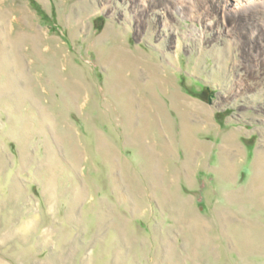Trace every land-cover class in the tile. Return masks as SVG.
I'll return each mask as SVG.
<instances>
[{
    "label": "rangeland",
    "instance_id": "rangeland-1",
    "mask_svg": "<svg viewBox=\"0 0 264 264\" xmlns=\"http://www.w3.org/2000/svg\"><path fill=\"white\" fill-rule=\"evenodd\" d=\"M225 1L0 0V264H264V6Z\"/></svg>",
    "mask_w": 264,
    "mask_h": 264
},
{
    "label": "bare ground",
    "instance_id": "bare-ground-1",
    "mask_svg": "<svg viewBox=\"0 0 264 264\" xmlns=\"http://www.w3.org/2000/svg\"><path fill=\"white\" fill-rule=\"evenodd\" d=\"M149 0H141L143 3V6H145V3H147ZM155 0H152V3H154ZM211 1V0H210ZM151 2V1H150ZM173 3L176 4L175 7H182L183 5H187L190 12L194 10V7L196 5L195 0H168L167 3ZM233 5H228V2L225 1L223 5H221V12H224L225 10L230 11L238 16V14L249 12V10L264 6V0H233ZM169 3V4H170ZM201 6V5H200ZM176 7V8H177ZM187 9V10H188ZM203 14V13H202ZM263 15V14H261ZM236 16V17H237ZM195 18V17H194ZM230 18V17H229ZM233 18V17H232ZM255 18V17H254ZM235 19V18H234ZM241 19V18H240ZM247 19V18H246ZM264 20V19H263ZM246 21V20H245ZM263 21L261 20V23ZM235 24V23H234ZM264 27V25H261ZM260 27V25L258 26ZM252 32L258 31L259 29L252 27ZM133 60V59H132Z\"/></svg>",
    "mask_w": 264,
    "mask_h": 264
}]
</instances>
